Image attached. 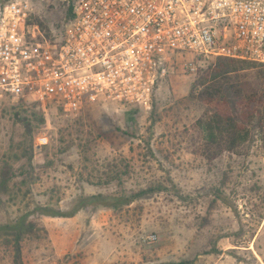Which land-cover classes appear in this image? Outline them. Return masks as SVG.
<instances>
[{"label":"rangeland","instance_id":"obj_1","mask_svg":"<svg viewBox=\"0 0 264 264\" xmlns=\"http://www.w3.org/2000/svg\"><path fill=\"white\" fill-rule=\"evenodd\" d=\"M75 1L29 0L32 20L59 37ZM185 62L168 65L149 112L93 104L45 113L36 106L45 121L32 141L15 114L29 113L33 102L0 104V171L13 168L7 193L0 192V225L34 226L20 263L0 239V264H264V151L254 133L239 154L204 156L195 121L208 108L201 80L215 59H196L195 70ZM44 133L47 144L38 139ZM140 189L149 191L120 210L89 206L65 217L37 209L68 211L81 195Z\"/></svg>","mask_w":264,"mask_h":264},{"label":"built area","instance_id":"obj_2","mask_svg":"<svg viewBox=\"0 0 264 264\" xmlns=\"http://www.w3.org/2000/svg\"><path fill=\"white\" fill-rule=\"evenodd\" d=\"M33 13L29 0H0V104L23 100L45 113L93 104L149 112L177 60L186 58L189 70L199 58L264 64V0H76L56 38ZM38 139L49 141L46 133Z\"/></svg>","mask_w":264,"mask_h":264},{"label":"trees","instance_id":"obj_3","mask_svg":"<svg viewBox=\"0 0 264 264\" xmlns=\"http://www.w3.org/2000/svg\"><path fill=\"white\" fill-rule=\"evenodd\" d=\"M73 17V8L69 22ZM44 30L45 27L39 23ZM47 36L49 34L47 33ZM252 75L257 85H246L241 75ZM203 90L201 99L208 105L207 110L195 121L203 140L202 152L208 160H215L224 153L239 154V149L249 143L256 134L261 149L264 151V64L255 61L230 57H217L210 72L202 77ZM235 97V105L231 97ZM21 104L25 101L21 100ZM36 103H32L30 112H16V120L26 130L27 136L33 139L36 123L45 121L44 115L38 117L35 111ZM264 153V152H263ZM29 166L32 167L31 158ZM13 177V168L6 163L0 171V192L7 193L9 183ZM147 189H140L131 194L98 193L81 195L74 207L68 211L52 210L49 206L40 207L47 215L74 217L82 209L91 207H105L113 210L123 209L136 199L148 193ZM33 224L24 220H17L0 225V239L11 243L15 252V261L22 262V241L25 235L32 231Z\"/></svg>","mask_w":264,"mask_h":264}]
</instances>
